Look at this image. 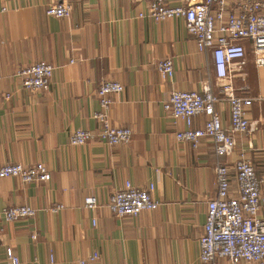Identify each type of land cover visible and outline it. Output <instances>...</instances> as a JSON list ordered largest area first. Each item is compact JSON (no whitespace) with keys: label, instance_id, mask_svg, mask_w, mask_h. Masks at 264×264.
<instances>
[{"label":"crops","instance_id":"0c3cea01","mask_svg":"<svg viewBox=\"0 0 264 264\" xmlns=\"http://www.w3.org/2000/svg\"><path fill=\"white\" fill-rule=\"evenodd\" d=\"M59 1L70 5V15H47ZM150 1L0 0V167L42 163L50 174L45 182L0 178V264H10L8 249L19 264H200L198 241L216 195L218 160L207 139L196 149L176 140L185 124L163 104L171 92L198 91L207 79L215 94L219 88L210 53L198 51L183 19L140 17ZM165 1L175 7L201 0ZM240 43L245 58L233 63V85L237 94L256 98L264 92V64L255 65L250 42ZM164 59L173 63L170 79L158 71ZM38 62L53 67L51 85L26 91L16 71ZM104 81L123 87L111 96L108 120L132 131L130 143L70 144L76 130L96 132V93ZM215 109L228 128L227 103ZM246 117L252 131L235 135L234 153L220 161L231 165L240 155L250 161L261 180L264 219V100H254ZM126 182L141 190L152 185L158 208L133 217L110 213L106 204ZM86 197H95L98 208L86 209ZM17 205L35 214L6 221L3 209ZM56 205L62 208L51 211Z\"/></svg>","mask_w":264,"mask_h":264},{"label":"built area","instance_id":"2783aa9c","mask_svg":"<svg viewBox=\"0 0 264 264\" xmlns=\"http://www.w3.org/2000/svg\"><path fill=\"white\" fill-rule=\"evenodd\" d=\"M71 7L64 1L48 6L46 14L54 17H68ZM146 16L154 21L181 18L187 33L196 43L198 51L210 53L212 76L219 88L212 89L210 80L202 82L198 91H173L163 104L174 121H182L185 129L177 131L178 142L189 143L196 149L202 139L211 142L218 160L214 167L216 195L207 202L203 234L200 236V264H219L227 260L230 264H264V219L259 218L261 207V180L243 155L231 165L220 160L234 153V136L252 131L253 124L246 117L254 100H264V92L256 97H244L236 93L233 85L235 62L243 63L245 48L240 41H248L256 66L264 64V3L261 0H201L193 5L170 6L165 0H151ZM163 79L173 76L171 59L158 63ZM53 67L45 62L33 63L16 71L22 89L30 92L47 91L51 85ZM123 87L114 81L100 84L96 96L100 110L94 114L96 132L76 130L70 136V144L84 145L93 141L108 145L128 144L132 131L126 127H112L108 120L111 96L122 92ZM10 95H6L9 98ZM224 101L229 109V127L224 128L215 105ZM203 117L202 125L194 127L195 119ZM18 178L23 183L45 182L50 174L42 163L22 165L6 163L0 167V178ZM153 186L137 189L129 182L110 197L106 208L116 217L136 216L142 211H154L159 203L152 197ZM84 207L98 208L95 197H86ZM56 205L51 211L61 209ZM34 209L17 205L3 209L6 221L31 217ZM10 264H19L10 249L6 251ZM93 255L90 260L95 259Z\"/></svg>","mask_w":264,"mask_h":264}]
</instances>
